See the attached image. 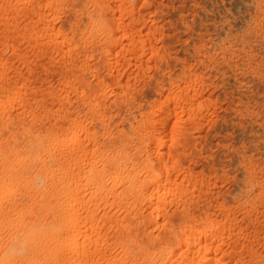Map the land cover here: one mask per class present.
I'll use <instances>...</instances> for the list:
<instances>
[{
	"label": "rangeland",
	"instance_id": "obj_1",
	"mask_svg": "<svg viewBox=\"0 0 264 264\" xmlns=\"http://www.w3.org/2000/svg\"><path fill=\"white\" fill-rule=\"evenodd\" d=\"M0 264H264V0H0Z\"/></svg>",
	"mask_w": 264,
	"mask_h": 264
},
{
	"label": "bare ground",
	"instance_id": "obj_2",
	"mask_svg": "<svg viewBox=\"0 0 264 264\" xmlns=\"http://www.w3.org/2000/svg\"><path fill=\"white\" fill-rule=\"evenodd\" d=\"M38 169V168H37ZM41 169V168H40ZM39 170V169H38ZM40 171V170H39ZM36 228H39V227H36ZM36 231H38V229H36V230H32L31 231V233L32 234H30L29 236H31L30 238H33L37 233H36ZM40 231V230H39ZM35 238H36V236H35ZM39 239V238H38ZM36 240V239H35ZM29 245H30V243H29ZM73 245V244H72ZM72 245H71V247H72ZM27 247H29V246H27ZM78 247H79V245H78ZM77 246H75V248H77V249H80V247L78 248ZM69 249H71V248H69ZM75 250L74 252H73V260H75V259H78L79 257V254L78 253H81L80 251L78 252V250ZM81 251H83L82 249H80ZM72 251V250H71ZM66 252V251H65ZM84 252V251H83ZM70 253H69V251L68 252H66V253H64L60 258L61 259H59L58 260V262H60V263H62L64 260H66L67 258H69V255ZM56 258V257H55Z\"/></svg>",
	"mask_w": 264,
	"mask_h": 264
}]
</instances>
